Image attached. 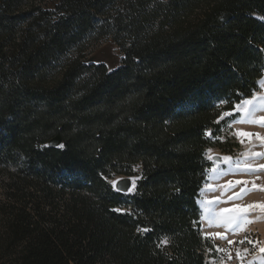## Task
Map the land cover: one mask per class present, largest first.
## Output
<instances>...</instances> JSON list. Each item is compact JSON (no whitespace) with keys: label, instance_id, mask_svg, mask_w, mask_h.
<instances>
[{"label":"trees","instance_id":"obj_1","mask_svg":"<svg viewBox=\"0 0 264 264\" xmlns=\"http://www.w3.org/2000/svg\"><path fill=\"white\" fill-rule=\"evenodd\" d=\"M263 78L264 0H0V264H208L206 151Z\"/></svg>","mask_w":264,"mask_h":264},{"label":"rangeland","instance_id":"obj_2","mask_svg":"<svg viewBox=\"0 0 264 264\" xmlns=\"http://www.w3.org/2000/svg\"><path fill=\"white\" fill-rule=\"evenodd\" d=\"M73 56H82L86 63L104 64L114 70L121 66L123 53L111 38L91 36L79 51H74ZM261 81L260 91L250 98L253 100L251 105H244L243 100L238 103L240 109L230 111L229 116L223 112L219 119L237 115L235 120L221 128L219 137L226 144L225 148L231 151L224 152L218 148L206 151L213 166L203 184L198 204L201 236L213 243V249L207 250L208 264H264V251H261L264 249V209L253 206L264 205V123H261L264 101L260 99L264 97V84ZM49 144L62 145L58 139ZM9 170L14 172L15 167L0 172V196H4L6 182H9ZM222 170L230 172L225 178L215 179ZM139 179V176L120 175L110 181L120 182L119 192L126 197L135 193ZM133 182V190L124 191Z\"/></svg>","mask_w":264,"mask_h":264},{"label":"snow or ice","instance_id":"obj_3","mask_svg":"<svg viewBox=\"0 0 264 264\" xmlns=\"http://www.w3.org/2000/svg\"><path fill=\"white\" fill-rule=\"evenodd\" d=\"M256 97L254 96L253 99H255ZM261 101H264V97H260ZM244 105H251L253 103V100L252 99H248V100H244ZM236 109H240L241 108V105L240 104H237L235 106ZM224 115L226 116H229L231 115V112H227V113H224ZM261 123H264V118H261ZM210 134V133H209ZM242 135H249L248 133H242ZM60 148H63L64 145H59ZM224 159H228L227 157H225ZM107 179V178H105ZM110 183L113 185V187L116 188L117 191H120L121 189L119 188V183L118 181H110ZM238 183H242V182H238ZM135 187V183L133 182L132 184H130L126 189H124V191H127V192H131L133 190V188ZM255 207H261L262 209H264V205H253ZM252 207V206H250ZM115 211H124L122 209H116ZM225 211H230V210H225ZM141 231H144V232H147L148 229L147 228H144V229H141ZM219 235V234H217ZM167 241H165L166 243ZM261 251H264V249H261Z\"/></svg>","mask_w":264,"mask_h":264},{"label":"bare ground","instance_id":"obj_4","mask_svg":"<svg viewBox=\"0 0 264 264\" xmlns=\"http://www.w3.org/2000/svg\"><path fill=\"white\" fill-rule=\"evenodd\" d=\"M261 84H264V80L263 81H261ZM258 108V107H257ZM256 113V112H255ZM228 172H230V171H228ZM227 171H225V170H222V172H219V174H217L214 178L215 179H222L223 177L225 178V176L227 175V173H228ZM203 192V191H202ZM206 219V218H205ZM205 219H203L204 220V223H206V220ZM205 227V226H204Z\"/></svg>","mask_w":264,"mask_h":264}]
</instances>
